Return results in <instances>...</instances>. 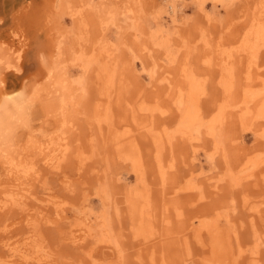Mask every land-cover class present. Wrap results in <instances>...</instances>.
I'll return each instance as SVG.
<instances>
[{"label": "rangeland", "instance_id": "1", "mask_svg": "<svg viewBox=\"0 0 264 264\" xmlns=\"http://www.w3.org/2000/svg\"><path fill=\"white\" fill-rule=\"evenodd\" d=\"M26 7L40 9L39 23L22 40L10 16ZM3 10L0 101L2 87L24 100L0 117V206L19 181L30 196L25 206L0 209V264H253L251 257L264 264V0H7ZM32 45L43 60L24 73L13 63L19 46L29 52ZM106 69L110 81L101 76ZM189 86L201 121L186 138L178 106ZM152 107L159 117L151 135L137 138L143 162L136 165L113 137L135 130ZM218 115L225 121L214 137L207 126ZM146 201L151 209L142 217ZM203 223H219L218 238Z\"/></svg>", "mask_w": 264, "mask_h": 264}, {"label": "bare ground", "instance_id": "2", "mask_svg": "<svg viewBox=\"0 0 264 264\" xmlns=\"http://www.w3.org/2000/svg\"><path fill=\"white\" fill-rule=\"evenodd\" d=\"M6 3H7V0H0V15H4V6L6 5ZM263 5V4H262ZM29 8L30 7H26V8H24V10H22V12L23 13H21V11H20V13H16V11L14 12V14H12L11 16H10V20H11V22H13V24H16V26H14V27H16L17 28V26L19 27V28H22L23 30H21V29H15V30H21L22 31V33L21 32H19V33H21V35L19 36V37H21L22 38V40H28V38H30V37H32V35H33V33H36V32H34V30H36V27L38 26V19H37V17L39 16V12H40V9H35V8H32V12L31 11H29ZM5 16V15H4ZM9 17H7L6 19H8ZM259 19V18H258ZM258 19L256 20V23H257V21H258ZM9 20V19H8ZM260 20V19H259ZM4 22H6V20L4 19ZM35 23H37V25L35 26ZM258 23H260L259 21H258ZM262 25H263V23H261ZM12 26V25H11ZM41 27H43V26H41ZM259 28V27H258ZM1 29V28H0ZM39 29V28H38ZM264 30V29H263ZM262 30V31H263ZM39 31V30H38ZM259 31V30H258ZM257 31V32H258ZM256 32V31H255ZM261 32V31H260ZM264 32V31H263ZM262 32V33H263ZM16 33V32H15ZM37 33H39V32H37ZM18 34V33H17ZM15 35V34H14ZM19 35V34H18ZM17 35V36H18ZM256 35V34H255ZM258 35V34H257ZM35 36V35H34ZM257 37V36H256ZM37 38V37H36ZM260 38V37H259ZM19 39V38H18ZM30 40V39H29ZM21 41V40H20ZM31 41H32V39H31ZM31 41H29V42H31ZM38 41V40H37ZM33 42V41H32ZM34 42H35V40H34ZM40 42V41H39ZM38 42V43H39ZM37 43V42H36ZM42 43V42H41ZM28 45H29V43H27ZM34 44V43H33ZM43 44V43H42ZM26 45V44H25ZM35 45V44H34ZM34 45H32L31 47H33ZM39 46H41L40 44H38ZM37 45V46H38ZM20 46H22V45H20ZM20 46H19V48H20ZM24 46V45H23ZM38 46V47H39ZM43 46H46V45H44L43 44ZM25 47H27V45L25 46ZM24 47V48H25ZM30 47V46H29ZM30 47V51L29 52H26L25 50H23V49H21V50H23V51H25V52H23V51H20V49L18 48V54H17V56H16V54H15V56H16V63H13V64H17V68H18V70H21V71H23L24 73H30V72H34V70L35 69H37V68H39V65H40V63L39 62H41L43 59H37V53L39 52L38 51V49H36L37 51L36 52H34V49L36 48H31ZM37 47V48H38ZM17 49V48H16ZM245 49L247 50L248 48H246L245 47ZM40 50V54L42 53L41 52V50L42 49H39ZM13 52H17L16 50L14 51V49L12 50ZM245 51V50H244ZM244 53H246V52H244ZM249 52L247 51V54H248ZM39 54V55H40ZM38 55V56H39ZM42 55H43V53H42ZM103 55V54H102ZM110 55V54H109ZM249 55V54H248ZM101 56V55H100ZM108 56V55H107ZM39 57H41V56H39ZM97 57V56H96ZM101 57H103V56H101ZM105 57V56H104ZM12 58V57H11ZM43 58V57H42ZM110 58V57H109ZM15 60V59H14ZM38 60H41V61H38ZM9 63V62H8ZM11 63V62H10ZM9 63V64H10ZM12 64V63H11ZM231 64H232V61H231ZM252 64V63H251ZM251 64H250V62L248 63V65H249V68H251ZM42 66V65H41ZM187 66V65H186ZM185 66V67H186ZM252 66H254L253 64H252ZM15 67V66H14ZM15 67V68H16ZM108 69H109V67H108ZM108 69H106V70H108ZM184 70V69H183ZM186 70V69H185ZM247 70H249L248 68H247ZM251 70V69H250ZM18 72V71H17ZM20 72V71H19ZM103 73L104 72H107V74H104V75H101L102 77L103 76H105V75H108V81H110V80H112V72L113 71H102ZM247 72V71H246ZM185 73H187V72H185ZM249 73V72H248ZM247 74V73H246ZM25 75V74H24ZM115 75V74H114ZM131 75V74H130ZM250 75V74H249ZM100 76V77H101ZM99 77V78H100ZM0 79H2V76H0ZM4 79V78H3ZM101 79V78H100ZM105 79H106V77H105ZM104 79V80H105ZM125 79H127V78H125ZM103 80V81H104ZM107 80V79H106ZM193 80V79H192ZM192 80H190L189 79V82L190 81H192ZM3 81V80H2ZM5 81V80H4ZM4 81H3V83H4ZM101 81H102V79H101ZM108 81L107 82H105V83H107V84H109L108 83ZM195 81V80H194ZM19 83V82H18ZM20 83H21V81H20ZM112 83V82H111ZM127 83V82H126ZM105 85V87L107 86V88L108 87H110V86H108V85ZM129 84V83H128ZM189 84H191V83H189ZM1 85H2V83H1ZM104 85V84H103ZM112 85V84H111ZM199 85V84H198ZM16 86H17V84H16ZM105 87H104V89H105ZM190 87V90H189V88H188V91L189 92H187L188 94H187V96H186V98H187V100L185 101V103H183L182 101L181 102H179L180 103V105L178 106L181 110H183L181 113V115H182V119H181V125H182V129L180 130V134L181 135H183V136H185L186 138H189V136H190V130L195 126V125H197L198 123H199V121H201V118H200V114L199 113H201L200 111H198L197 112V110H199L198 108H197V110H196V106H194V101H195V99H197V98H195V91H194V88H191V86H189ZM194 87V86H193ZM201 87V86H200ZM107 88H106V90H107ZM2 91H1V93H3L2 95V101H0V104L3 106V113H1L0 114V117H1V119H3V115L4 116H6L7 114H10V113H12V112H15V109H19V108H21L23 105V97H22V95H21V93H20V91H16V90H12V91H10V92H7V90L5 89V88H3L2 87ZM104 89H102V90H104ZM164 89L165 90H169L167 87H164ZM110 90V93H105V94H107V97L109 96V97H112L111 96V94H112V90L111 89H109ZM109 90L107 91V92H109ZM196 90V89H195ZM170 91V90H169ZM186 91V90H185ZM199 91V90H198ZM102 92H100V95H102L101 94ZM182 92H180V94H181ZM201 93V92H200ZM120 94H121V92H120ZM184 94V93H183ZM181 96V95H180ZM183 96V95H182ZM181 96V97H182ZM199 96V95H198ZM102 97V96H101ZM196 97H197V95H196ZM103 98H104V96H103ZM118 98V97H117ZM116 98V100H118ZM178 98V97H177ZM179 99V98H178ZM178 99H176L177 101H178ZM181 99V98H180ZM116 100H115V102H116ZM97 102V101H96ZM102 102H104V100L102 101V99H101V103ZM110 102V101H109ZM263 102V101H262ZM98 103H100V102H98ZM117 103V102H116ZM141 103H143V101L141 102ZM196 103H197V101H196ZM250 103V101L248 102V103H246V105L247 104H249ZM148 104V103H147ZM155 104V103H154ZM98 105V104H97ZM109 105V104H108ZM126 105H129V104H126ZM141 105H143V104H141ZM151 105V104H150ZM157 104H155V106H156ZM176 105V104H175ZM196 105V104H195ZM1 106V107H2ZM95 106V105H94ZM93 106V107H94ZM107 106V105H106ZM110 106V105H109ZM121 106V105H120ZM153 106V105H152ZM158 106V105H157ZM156 106V108H159V107H157ZM198 106V105H197ZM249 106V105H248ZM259 106V105H258ZM1 107H0V110H1ZM105 106H101V107H98V108H104ZM145 107V105L143 106V108ZM148 107V109H149V107L150 106H147ZM156 108L154 107V109L156 110ZM241 108V107H240ZM126 109H127V107H126ZM153 109V107L150 109V111L149 110H145V111H148V113H146L145 115H144V118H143V120L142 121H140V120H137V122H136V126H137V128L134 130V128H131V129H127V130H123V129H119V130H117L118 131V133H117V135H114V137H113V144H114V146L115 145H118V146H120V145H123L124 147H126V146H129V150H130V154L131 155H133V156H131L132 158H133V163L135 164L136 163V165H139V164H142V157H141V155H142V151L140 150V147H139V145H138V141H137V138H138V136H142L143 138H145V136H148L149 134L151 135L152 133V130H151V128H150V126L153 124V121H154V119H155V116H158V115H156V113H155V111H153L154 110ZM245 108H244V106H243V110H244ZM106 110H108V109H106ZM110 110V109H109ZM237 110V109H236ZM250 110V109H249ZM2 111V110H1ZM20 111V110H19ZM96 111V110H95ZM105 111V110H104ZM127 111V110H126ZM166 110H164V112H165ZM257 111V110H256ZM103 112V111H102ZM108 112V111H107ZM221 112H223V109H222V111ZM228 112V111H227ZM235 112V111H234ZM111 113V112H110ZM142 113V112H141ZM161 113H163V111L161 110ZM219 113V112H218ZM224 113V112H223ZM236 113V112H235ZM259 113V112H258ZM3 114V115H2ZM98 115H100V114H98ZM111 115V114H110ZM200 115V116H199ZM220 115V114H219ZM219 115H218V118H216L215 120H213L212 121V123H211V125L208 127L207 126V130H208V133L210 134V135H212V136H214L215 137V131H216V129L220 126V125H222V124H224V121L225 120H223L222 119V117H219ZM231 115V114H230ZM229 115V116H230ZM249 115V114H248ZM251 115V114H250ZM9 115H7L6 117H8ZM100 116H102V115H100ZM113 116V115H112ZM217 116V115H216ZM235 116V115H234ZM233 116V117H234ZM256 116V115H255ZM260 116V115H259ZM94 117H95V114H94ZM159 117V116H158ZM243 117V116H242ZM241 117V118H242ZM245 117V116H244ZM261 117V116H260ZM98 118V117H97ZM105 118V117H104ZM110 118V117H109ZM136 118V116L134 115V116H132V119H135ZM231 118V117H230ZM0 119V120H1ZM100 119H102V118H100ZM106 119H107V117H106ZM118 119H119V117H118ZM257 119H259V118H257ZM128 121L127 119H124V121ZM157 120V119H156ZM243 120V119H242ZM241 120V121H242ZM99 121V119L97 120V122ZM104 121V120H103ZM103 121H99L100 123H102ZM106 121V120H105ZM110 121V120H109ZM113 121V120H112ZM112 121H110L112 124H109L108 123V121H107V123L109 124V127L110 128H112V126L111 125H115V124H113V122ZM135 120H133V122H134ZM160 121H161V119L159 118L158 119V123H160ZM244 121H245V119H244ZM257 121V120H256ZM161 123H162V121H161ZM209 123V122H208ZM244 123V122H243ZM254 123V122H253ZM104 124H106V122L104 123ZM101 125V124H100ZM119 126V125H118ZM154 125H152V127H153ZM126 127V126H125ZM135 127V126H134ZM198 127V126H197ZM101 128V127H100ZM114 130V129H113ZM139 131V132H136V131ZM143 130H147L146 132L147 133H143V132H141V131H143ZM187 130V131H186ZM189 130V131H188ZM193 130H195V129H193ZM108 131V130H107ZM119 131H123V132H119ZM112 132V131H111ZM111 132H109V134L111 133ZM161 133V132H160ZM140 134V135H139ZM143 135H145V136H143ZM103 136V135H102ZM107 136H110V135H108L107 134ZM165 136V135H164ZM163 136V137H164ZM104 137V136H103ZM152 137V136H151ZM151 137H149V139H151ZM173 139H174V134H173ZM171 137V138H172ZM108 138V137H107ZM169 138V137H168ZM191 139V138H190ZM192 139H193V136H192ZM145 140V139H144ZM154 141V143H155V145H157V147L156 148H159V150L162 152V151H164V145L162 144V142H163V140H162V137L160 136L159 138L157 137V136H154V139H153ZM162 140V141H161ZM106 141V140H105ZM192 141V140H191ZM107 142V141H106ZM150 142H151V140H150ZM168 142H170V140H168ZM137 143V144H136ZM145 143V142H144ZM149 143V142H148ZM163 143H165V142H163ZM112 145V144H111ZM136 145H137V147H136ZM169 145H170V143H169ZM63 146H65V152H67L68 151V146H67V143H65ZM118 146H115V147H118ZM128 148V147H127ZM118 149H119V147H118ZM152 150V149H151ZM193 150H195V149H193ZM52 151V150H51ZM148 152V151H147ZM154 152V151H153ZM161 152H160V155H161ZM158 153H159V151H158ZM104 154V153H103ZM121 154H125V152H121ZM171 154H173L172 152H171ZM105 155V154H104ZM116 155V154H115ZM118 155V154H117ZM126 155V154H125ZM155 155H157V154H155ZM47 156V155H46ZM46 156L44 157V160L46 159ZM143 156V155H142ZM125 157V156H124ZM136 157V158H135ZM162 157V156H161ZM156 158H158V157H156ZM126 159V158H125ZM154 159V158H153ZM126 160H128V159H126ZM155 160H153V162H154ZM161 161V160H160ZM48 162V161H47ZM159 162V161H158ZM95 163V162H94ZM93 163V164H94ZM162 163V162H161ZM169 163L171 164V167H172V163L169 161ZM176 163V162H175ZM253 163H255V162H253ZM48 164H50V163H48ZM48 164L47 165H45V166H47L48 167ZM93 164H92V166H93ZM248 164L249 163H246V166H248ZM95 165V164H94ZM175 165V164H174ZM259 165V164H258ZM258 165H256V167L258 166ZM147 166V165H146ZM145 166V167H146ZM149 166V165H148ZM158 167H159V164H158ZM157 166H156V168H158ZM171 167H170V169H171ZM249 167V166H248ZM13 168V167H12ZM18 168V167H17ZM49 168H52V167H49ZM133 168H135V167H133ZM169 167H167V169H168ZM172 168H174V166L172 167ZM13 169H15V168H13ZM12 169V170H13ZM92 170H94V169H92ZM91 170V171H92ZM96 170V169H95ZM158 170V169H157ZM159 170H160V167H159ZM165 170V169H164ZM16 171V170H15ZM89 171V170H88ZM33 172H37L36 171V168L33 170ZM159 172V171H158ZM166 172V171H165ZM190 172V171H189ZM98 173H99V171H98ZM144 173V172H143ZM164 173V172H163ZM259 173V172H258ZM145 174V173H144ZM197 174V173H196ZM202 174V173H201ZM247 174V176H248V174L249 175H251V173H246ZM183 175V174H182ZM262 175V174H261ZM153 176V175H152ZM194 176V175H193ZM239 176V175H238ZM240 176H241V174H240ZM239 176V177H240ZM247 176H246V178H247ZM138 177V176H137ZM140 177V176H139ZM161 177H163L162 175H161ZM244 177V176H243ZM242 177V178H243ZM263 177V176H262ZM93 178V177H92ZM168 178V177H167ZM191 178H192V176H191ZM241 178V179H242ZM18 179H20V178H18ZM145 180V179H144ZM160 180V179H159ZM161 180H162V178H161ZM215 180V179H214ZM244 180V179H243ZM242 180V181H243ZM139 181V180H138ZM141 181V180H140ZM163 181H165V180H163ZM162 181V182H163ZM192 181V180H191ZM210 181V180H209ZM26 182H28V181H26ZM25 182V183H26ZM194 182V181H193ZM206 182V181H205ZM143 183V182H142ZM204 183V182H203ZM207 183V182H206ZM19 184H21V185H23V186H26V184H24V182L23 183H20V181H19ZM30 184V183H29ZM188 184V183H187ZM193 184V183H192ZM196 184V183H195ZM254 185V184H253ZM20 186V185H19ZM19 187V188H15V189H17L16 190V193H14L13 192V194H11V192H9L8 194H11V199L9 198L8 200L6 199V201H5V203L2 205V206H0V209L2 210V209H4L8 204L10 205V206H15V205H18V206H21L22 204H23V206H25V204L23 203L24 202V199H26V198H28V196H30V195H28L29 194V192H28V190H25V187ZM145 186V185H144ZM143 186V187H144ZM151 186H153V185H151ZM160 186V185H159ZM201 186V185H200ZM199 186V187H200ZM146 187H148V186H145V188ZM162 187V186H161ZM187 187V186H186ZM198 187V186H197ZM208 187V186H207ZM206 187V188H207ZM254 187H256V186H254ZM149 188V187H148ZM148 188H147V190H148ZM22 189V190H21ZM31 189H32V187H31ZM30 189V190H31ZM162 189V188H161ZM199 189H201V188H198V190ZM213 189V188H212ZM33 190V189H32ZM149 190H150V188H149ZM187 190V189H186ZM206 190V189H205ZM209 190V189H208ZM12 191V190H11ZM15 191V190H14ZM163 191V190H162ZM177 191V190H176ZM176 191H174L173 190V192H175L176 193ZM222 191V190H221ZM170 193H172V192H170ZM192 193V192H191ZM206 193V192H205ZM247 193V192H246ZM147 194V193H146ZM135 195V194H134ZM154 194H151L150 192L148 193V198H149V200H151V197L153 196ZM182 195H184V194H182ZM32 196V195H31ZM147 196H146V198H147ZM166 196H167V193H166ZM166 196L164 195V198H162L161 199V205H166L167 204V202H168V200H166ZM169 196V195H168ZM172 196V195H171ZM170 196V197H171ZM244 196H246V195H244ZM136 197V196H135ZM163 197V196H162ZM199 197V196H198ZM262 197V196H261ZM142 198V197H141ZM147 198V199H148ZM178 198V197H177ZM248 198H249V196H248ZM263 198V197H262ZM4 200V199H3ZM129 200H130V198H129ZM201 200V199H200ZM204 200V199H203ZM245 200V199H244ZM258 200V199H257ZM260 200V199H259ZM23 201V202H22ZM40 201V200H39ZM44 201V200H43ZM22 202V203H21ZM196 202V201H195ZM207 202V201H206ZM249 202V201H248ZM264 202V201H263ZM261 202H259V204H260ZM199 204V203H198ZM1 205V204H0ZM213 205V204H212ZM253 205V207H254V203L252 204ZM252 205H251V207H252ZM147 206H149V204L147 203V201H146V205L145 204H143V206H141V209H140V211H139V214H141L142 215V217H143V215H144V217H145V213H146V210H148V209H145ZM247 206V205H246ZM260 206H263V205H260ZM260 206H257V207H255V208H253L254 209V212H256V213H261V211L263 212V210H261L262 208H260ZM167 207V206H166ZM165 207V208H166ZM250 207V208H251ZM26 209V208H25ZM145 209V210H144ZM149 209H151L150 208V206H149ZM154 210H156V207H154ZM245 211V210H244ZM151 212H154V211H151ZM162 212V216H161V218H164V219H166L168 216L165 214V211H161ZM29 214V213H28ZM150 214V213H149ZM176 214H177V212H176ZM252 214V213H251ZM153 215H154V213H153ZM179 215H180V213H179ZM204 215V214H203ZM216 215H217V213H216ZM151 216V215H150ZM177 216V215H176ZM215 216V215H214ZM223 216V215H222ZM222 216H219L218 218H217V220L218 219H220V218H222ZM247 216V215H246ZM33 217V216H32ZM34 218V217H33ZM226 218H227V220H228V215H226ZM250 218H251V216H250ZM154 219V218H153ZM207 219V218H206ZM215 219V218H214ZM264 219V218H263ZM143 220H145V219H143ZM216 220V219H215ZM251 220V219H250ZM29 221H31V220H29ZM204 221V220H203ZM214 221V220H213ZM213 221H212V223H213ZM224 221V220H223ZM240 221V220H239ZM146 222H149L148 220L146 221ZM146 222H145V226H146ZM199 222H201V220L199 221ZM209 222V224H210V220L208 221ZM208 222H207V224H208ZM217 222V221H216ZM215 222V223H216ZM219 222V221H218ZM241 222V221H240ZM259 222V221H258ZM151 223V222H150ZM211 223V224H212ZM224 223V222H223ZM232 223H234V222H232ZM242 223V222H241ZM36 224V223H35ZM181 224V223H180ZM183 224V223H182ZM201 225H202V223H200ZM204 224V223H203ZM207 224H204V226L206 227V229L208 230V231H210V234L209 235H212V237L214 236V238H218L217 236H218V234H219V232H222V231H218V229H221V227H218L219 226V223H218V225H207ZM236 224V223H235ZM240 224V223H239ZM243 224V223H242ZM252 224H253V222H252ZM260 224V223H259ZM79 225H81L80 223H79ZM144 225V224H143ZM150 225V224H149ZM194 225V224H193ZM254 225V224H253ZM9 226V225H8ZM35 226H37V225H35ZM87 226H90L89 224L88 225H83V228L84 227H86L87 229H89ZM242 227H243V225H241ZM151 227V226H150ZM223 227V226H222ZM235 227V226H234ZM233 226L231 227L232 229L234 228ZM31 228H32V230H33V225L31 226ZM35 228V227H34ZM81 228H82V226H81ZM86 228H85V230H86ZM153 228V227H152ZM254 229H256L255 228V226L253 227ZM147 229V228H146ZM204 229V228H203ZM202 229V230H203ZM254 229H253V231H254ZM264 229V228H263ZM31 230V231H32ZM36 230V229H35ZM90 230V229H89ZM190 230V229H189ZM77 231V230H76ZM90 231H92V230H90ZM153 231H154V229H153ZM192 231V230H191ZM205 231V230H204ZM257 231V230H256ZM83 232L84 233H86V231H82V233L81 234H83ZM89 232V231H88ZM87 232V233H88ZM189 231L187 230V233H188ZM231 232H233L234 233V231H232L231 230ZM227 233H228V231H227ZM226 233V234H227ZM250 233V232H249ZM91 234V233H90ZM221 234V233H220ZM260 234V233H259ZM88 235H89V233H88ZM92 235H93V233H92ZM223 235H225V234H223ZM222 235V236H223ZM228 235V234H227ZM264 235V234H263ZM262 235V236H263ZM33 235H31V237H32ZM91 236V235H90ZM194 236V235H193ZM31 237H29L28 239H30ZM197 237V236H196ZM205 237V236H204ZM203 237V238H204ZM209 237V236H208ZM220 237V236H219ZM249 237V236H248ZM254 237V243L257 245V246H259V237H258V235H257V233L253 236ZM228 238V237H227ZM83 239V237L80 235V236H75L74 237V241H79V240H82ZM185 238H183V240H184ZM25 240H27V239H25ZM205 240V239H204ZM203 240V241H204ZM29 241H31V239L29 240ZM185 241V240H184ZM200 241V240H199ZM211 241H212V239H211ZM216 243H217V245L219 246L220 244H218V242L220 243V241H218L217 239L216 240H214ZM218 241V242H217ZM34 242V241H33ZM186 242H187V240H186ZM195 242V241H194ZM223 242H224V240H223ZM231 242V241H230ZM264 242V241H263ZM31 243H32V241H31ZM35 243V242H34ZM189 243V242H188ZM213 243V242H212ZM222 243V242H221ZM225 244H227V243H225ZM208 245V244H207ZM206 245V246H207ZM231 245H233V244H231ZM198 246V245H197ZM196 246V247H197ZM205 246V245H204ZM213 246V245H212ZM217 246V247H218ZM228 247H229V245H227ZM223 247H224V244H223ZM232 247V246H231ZM239 247V246H238ZM206 248V247H205ZM221 248H222V246H221ZM230 248V247H229ZM228 248V249H229ZM248 248H252V247H248ZM260 248V247H259ZM215 249V248H214ZM217 249V248H216ZM228 249H227V247H226V249L225 250H227L228 251ZM232 249V248H231ZM255 249H256V247H255ZM218 250V249H217ZM219 250H220V246H219ZM240 250V249H239ZM259 250V249H258ZM222 251V250H221ZM224 251V250H223ZM231 251V250H230ZM234 251V249H232V252ZM242 251H243V253L245 252V250L244 249H242ZM204 252V251H203ZM210 252H212V251H210ZM215 252H216V250H215ZM214 251H213V253H215ZM226 251H224L223 253H225ZM239 252V251H238ZM217 254L219 253L220 254V251H217L216 252ZM215 253V254H216ZM210 254V253H209ZM216 254V255H217ZM226 254V253H225ZM232 254H234V253H231L230 255H232ZM239 254V253H238ZM214 255V254H213ZM222 255V254H221ZM220 255V256H221ZM229 255V256H230ZM242 255V254H241ZM249 255V254H248ZM257 255H258V253H257ZM215 256V255H214ZM219 256V255H218ZM219 256V257H220ZM222 256H224V254L222 255ZM233 257L235 258V255H233ZM239 257V256H238ZM203 258V257H202ZM222 258V257H221ZM223 258H225V257H223ZM228 258V254H227V257H226V259ZM219 259V258H218ZM233 259V258H232ZM232 259H231V261H232ZM251 259H252V262H255V263H253V264H257V260L255 259V258H253V257H251ZM38 260H42V257H38ZM207 260V259H206ZM210 260H211V257H210ZM216 261H218L217 259H215ZM215 260H213L214 262H215ZM225 260V259H224ZM223 260V261H224ZM50 261V260H49ZM264 261V260H263ZM52 261H50V263H51ZM219 262V261H218ZM226 262V261H225ZM235 262H236V264H238V262L235 260ZM216 263V262H215ZM234 263V262H233ZM18 264H24V263H18ZM52 264H53V262H52ZM55 264V263H54ZM218 264V263H217ZM232 264V263H231ZM260 264V263H259Z\"/></svg>", "mask_w": 264, "mask_h": 264}]
</instances>
